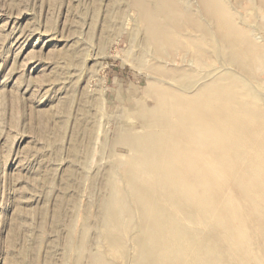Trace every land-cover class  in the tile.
<instances>
[{"label": "bare ground", "instance_id": "bare-ground-1", "mask_svg": "<svg viewBox=\"0 0 264 264\" xmlns=\"http://www.w3.org/2000/svg\"><path fill=\"white\" fill-rule=\"evenodd\" d=\"M117 1L104 22L102 47L124 15ZM231 1L128 0L138 17L134 39L142 34L136 63L142 67L146 55L154 61L155 104L132 112L145 133L118 126L110 148H127V159H117L100 181L90 179V188L100 190L94 220L102 251L89 240V211L81 213L78 235L66 223L75 196L58 204L55 224L67 229L72 264L85 254L87 264H264V103L255 89L258 72L264 75V45L241 25ZM244 1L264 24V0ZM71 56L63 54L66 61ZM219 61L222 70L214 67ZM80 114L70 145L79 162L95 128L87 110ZM74 177L70 169L65 189L78 186ZM25 255L19 264H27ZM65 261L63 255L57 264Z\"/></svg>", "mask_w": 264, "mask_h": 264}, {"label": "rangeland", "instance_id": "rangeland-1", "mask_svg": "<svg viewBox=\"0 0 264 264\" xmlns=\"http://www.w3.org/2000/svg\"><path fill=\"white\" fill-rule=\"evenodd\" d=\"M113 1L0 0V264H19L23 252L27 264H57L63 255L65 264H72L75 252L64 244L67 229L63 222L55 224L58 204L72 195L76 206L66 223L79 233L82 212L89 211V240L104 249L94 220L100 190L90 188V179L100 181L117 159H127V148H110L113 136L126 126L130 133H145L132 112L155 104L149 89L154 61L146 55L142 67L136 63L142 34L134 39L138 17L128 0L117 1L123 18L112 24L109 42L100 44ZM232 2L241 25L253 29L254 40L264 45L260 13L244 0ZM214 67L224 68L221 61ZM258 80V101L264 103L263 73ZM81 108L95 128L79 162L71 158L70 145ZM61 118L66 122L58 131ZM70 169L79 183L65 189ZM89 261L85 254L81 264Z\"/></svg>", "mask_w": 264, "mask_h": 264}]
</instances>
